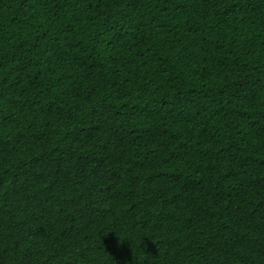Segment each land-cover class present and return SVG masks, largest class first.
Returning a JSON list of instances; mask_svg holds the SVG:
<instances>
[{"label": "trees", "instance_id": "obj_1", "mask_svg": "<svg viewBox=\"0 0 264 264\" xmlns=\"http://www.w3.org/2000/svg\"><path fill=\"white\" fill-rule=\"evenodd\" d=\"M0 264H264V0H0Z\"/></svg>", "mask_w": 264, "mask_h": 264}]
</instances>
